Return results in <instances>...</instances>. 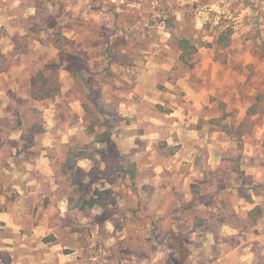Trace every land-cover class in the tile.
<instances>
[{
    "label": "rangeland",
    "instance_id": "1",
    "mask_svg": "<svg viewBox=\"0 0 264 264\" xmlns=\"http://www.w3.org/2000/svg\"><path fill=\"white\" fill-rule=\"evenodd\" d=\"M19 1L0 264H264V0Z\"/></svg>",
    "mask_w": 264,
    "mask_h": 264
},
{
    "label": "crops",
    "instance_id": "2",
    "mask_svg": "<svg viewBox=\"0 0 264 264\" xmlns=\"http://www.w3.org/2000/svg\"><path fill=\"white\" fill-rule=\"evenodd\" d=\"M6 2H9V11H11L12 9H15L16 8V6H18V4H19V0H0V27L1 26H4V27H6V23L8 22V20H10V16H7L5 13H7V11H6V8H5V6L3 7L2 6V4H4V3H6ZM21 3V2H20ZM8 19V20H7ZM44 159V158H43ZM44 221V220H43ZM48 220L46 219L45 221H44V223H41L40 224V228H42L43 230H45V231H48V232H50L51 231V229H49L50 228V226H45L46 224L48 225Z\"/></svg>",
    "mask_w": 264,
    "mask_h": 264
},
{
    "label": "trees",
    "instance_id": "3",
    "mask_svg": "<svg viewBox=\"0 0 264 264\" xmlns=\"http://www.w3.org/2000/svg\"><path fill=\"white\" fill-rule=\"evenodd\" d=\"M46 0H43L42 2V4L40 5V7H43L44 6V2H45ZM53 27H55V26H53ZM182 43H184V44H182ZM179 44H181L180 46H181V48L183 47V48H185V49H187L188 47H187V45H186V42L185 41H183V42H181V43H179ZM105 138H101V140H100V142H105ZM129 173H130V175H131V177L133 178V176H134V171L133 170H130L129 171ZM201 203V202H200ZM93 205H95V203L93 204ZM190 206H187L188 208H186L187 210H184L183 211V213L184 212H187V213H184V214H188V213H192L193 211H191V208L192 207H194L195 206V204H189ZM177 212V211H176ZM177 247V246H176ZM178 248V247H177Z\"/></svg>",
    "mask_w": 264,
    "mask_h": 264
}]
</instances>
